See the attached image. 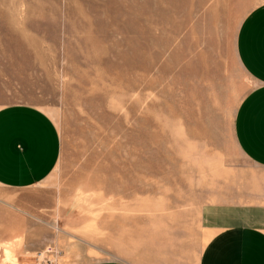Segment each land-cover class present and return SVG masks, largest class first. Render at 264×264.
<instances>
[{"label":"rangeland","instance_id":"1","mask_svg":"<svg viewBox=\"0 0 264 264\" xmlns=\"http://www.w3.org/2000/svg\"><path fill=\"white\" fill-rule=\"evenodd\" d=\"M261 4L0 0V108L40 107L62 137L42 184L0 189V264L48 245L57 264H197L201 209L249 166L234 122L256 82L236 39Z\"/></svg>","mask_w":264,"mask_h":264},{"label":"crops","instance_id":"2","mask_svg":"<svg viewBox=\"0 0 264 264\" xmlns=\"http://www.w3.org/2000/svg\"><path fill=\"white\" fill-rule=\"evenodd\" d=\"M236 51L241 67L256 82L240 103L234 122L236 143L249 166L224 179L221 192L201 209L207 240L197 264H264V4L241 23ZM61 154V133L45 110L26 104L0 108V189L17 192L42 184L58 166ZM5 243L11 241L0 243V253ZM23 248L30 254V248L16 247Z\"/></svg>","mask_w":264,"mask_h":264},{"label":"built area","instance_id":"3","mask_svg":"<svg viewBox=\"0 0 264 264\" xmlns=\"http://www.w3.org/2000/svg\"><path fill=\"white\" fill-rule=\"evenodd\" d=\"M55 254V248L52 245H48L44 252L38 253L37 261L40 262V264H57V260L53 258V256L55 257Z\"/></svg>","mask_w":264,"mask_h":264}]
</instances>
